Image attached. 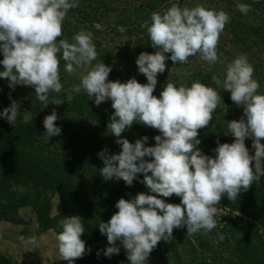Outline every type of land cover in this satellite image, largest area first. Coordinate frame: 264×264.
<instances>
[{"label": "clouds", "instance_id": "9594fccd", "mask_svg": "<svg viewBox=\"0 0 264 264\" xmlns=\"http://www.w3.org/2000/svg\"><path fill=\"white\" fill-rule=\"evenodd\" d=\"M77 6L76 0H0V65L4 69L0 78L7 79L13 90L16 85L34 88L36 99L47 105L49 93H59L63 87L59 53L66 62V72L88 69L75 91L82 87L95 98L97 106L111 100L114 113L107 128L119 138L116 143L121 146L118 154H109L107 148L97 154L104 165L100 175L104 180H123L131 186L137 174H143L141 183L155 194L141 192L116 202L118 211L98 227L108 242L103 255L111 258L118 254L119 241L130 264H147L158 243L172 239L173 229L187 226L189 234L201 229L211 231L217 225L214 217L222 198L235 200L241 189L247 191L264 176V94H258L260 85L253 79L254 69L244 55L228 64L223 82L212 77L217 86L230 92V99L238 107H243L244 114L239 120L227 122L234 141H217L215 157L205 155L197 147L198 130L212 120V113L222 103L220 94L198 81L190 87H178L169 81L159 98L153 92L157 75L165 71L169 59L165 54H171L174 64L186 63L197 54L209 64L218 61L219 36L230 21L229 14L202 4L192 8L172 4L163 14L153 13L147 31L152 48L157 50L141 52L135 61L139 73L147 79L141 84L135 78L123 83L109 81V66L101 61L92 65L97 52L90 32L80 31L73 38L75 43L64 39L57 43L67 12ZM237 7L245 15L250 11L246 4ZM51 103L64 102L53 99ZM17 109L13 101L0 117L13 125L19 115ZM57 119L55 110L43 119L47 141L61 133ZM137 121L160 132L153 138L154 146H145L146 136L134 143L120 138ZM246 138L252 140L254 155L245 146ZM173 195L180 198L179 204L158 198ZM62 229L57 237L60 257L72 264L85 252V242L80 239L85 231L82 219L65 217ZM29 242L36 243V238Z\"/></svg>", "mask_w": 264, "mask_h": 264}, {"label": "trees", "instance_id": "16d2710c", "mask_svg": "<svg viewBox=\"0 0 264 264\" xmlns=\"http://www.w3.org/2000/svg\"><path fill=\"white\" fill-rule=\"evenodd\" d=\"M168 1L156 0L149 3L148 0L144 6L145 12L148 14L158 7L162 11ZM248 3L251 8H262L264 12V0H250ZM135 14L142 16L138 9L133 15ZM253 31L255 34L261 33L254 28ZM259 37L264 42V32ZM2 59L3 55L0 53V60ZM193 73L196 74L194 80L189 78L192 82L206 84L204 80V77H207L206 73L202 75L199 70ZM59 75L62 90L51 95L49 104H43L42 107L33 102L31 93L27 94L28 96L23 94L30 112L28 120L17 117L15 123L11 125L0 117V220L21 223L18 208L30 207L41 226L61 233L65 217L79 216L85 230L80 236L85 242V252L80 258L74 259L72 264H130L127 253L119 241H117L119 253L111 256L113 260H107L108 257L103 255V249L106 248L104 241H107V237L100 233L98 227L101 222H107L118 211L115 204L120 198L131 199L141 192L153 193L141 183L143 174H137L131 186L126 185L123 180L118 182L115 179H103L99 169L104 165L97 154L104 148L108 149L109 154H118L121 151V146L116 143L119 138L112 135L111 130L107 128L114 109L97 111L92 103L93 97L90 98L82 87L77 92L64 83L61 65ZM73 78L72 76L71 79ZM172 80L177 82L176 78ZM19 87L21 85H16V90H19ZM22 87L35 92L30 86ZM215 90L217 91V86ZM53 99H60L64 103L55 105L51 103ZM7 107V98L0 86V112ZM53 110L56 111L58 119L55 123L61 129V133L47 141L43 137L45 132L43 119ZM71 119L74 121L71 122ZM87 120L93 121L95 125L87 128L85 125ZM226 122L227 118L219 104L212 113L209 124L198 130L197 138L200 144L197 147L203 154L215 157L217 141L229 144L234 141ZM99 126L105 127L106 130ZM126 130L143 132L142 124L138 121ZM124 132L120 138L127 139ZM157 135H160V132L153 129L151 136L154 138ZM261 143L263 144L262 141ZM245 146L249 149V154L254 155L250 138H246ZM144 159L150 161L152 158ZM79 174L84 179L82 183L77 181ZM55 194L59 195L61 212L51 215V200ZM158 198L164 199L166 203H180V198L175 195ZM220 204L230 206L233 211L239 210L246 219L237 214L232 215L231 219V216H227L228 221H222L223 223L212 229L219 237L216 251L212 248L210 238L201 235L197 239V248L206 247L208 248L206 252H211L212 255H220L222 251L230 250L236 256L232 264H264V176L258 182L254 181L247 191L241 189L235 200L224 197ZM177 229L179 236L187 232V226ZM221 236L223 239H220ZM186 240L187 244L191 243L189 238L186 237ZM190 253L197 257V249L191 244ZM149 258L147 262H151ZM62 264L69 262L65 260Z\"/></svg>", "mask_w": 264, "mask_h": 264}, {"label": "rangeland", "instance_id": "374dc122", "mask_svg": "<svg viewBox=\"0 0 264 264\" xmlns=\"http://www.w3.org/2000/svg\"><path fill=\"white\" fill-rule=\"evenodd\" d=\"M148 0H76L77 7L69 9L62 23V35L57 38L64 39L69 43H75L73 39L80 31L90 32L92 42L95 45L97 59L92 61L94 66L101 61L111 68L108 76L109 81L127 82L130 78H135L141 84L147 83L146 77L139 73L135 63L141 52L153 53L157 49L151 46V40L147 31L151 24V16L153 13L163 14L172 4H178L180 7L192 8L198 4H202L208 8L223 10L230 16V21L225 25L224 30L219 36L217 45L218 61L215 64H209L202 60L200 55L190 56L186 63L174 64L170 59V53L165 54L169 57L165 61L166 68L163 73L157 75V85L153 92L159 98L163 87L173 78L177 82H173L176 86L184 85L190 87L193 83L195 73L198 70L207 77H204L205 85L216 88L212 77H218L223 82L226 74V68L235 58L244 55L254 69L253 79H255L260 87L258 94H264V42L259 37L264 32V12L262 8H251L247 0H169L161 11L160 8L153 9L148 14L145 12V2ZM156 0H149L154 3ZM163 4V5H165ZM239 4L250 6L247 15L241 13L238 9ZM160 5V4H158ZM138 9L142 14L141 17L133 15ZM159 10V11H158ZM138 12V11H137ZM146 15V17L144 16ZM128 20H127V19ZM253 28L257 32L255 34ZM2 54V53H1ZM61 61V67L64 71V83L68 88L74 90L81 83V78L86 74L87 68H77L75 72L68 73L65 71L66 62L62 58V52L58 54ZM75 67V66H74ZM0 65V71H3ZM74 77L73 80L71 77ZM191 78V80L189 79ZM197 78V77H196ZM203 78V77H202ZM122 79V80H121ZM8 80L0 78V86L7 98L9 106L13 101L17 102L19 119L28 120L30 112L27 108L24 95L31 93V99L34 103H38L43 107L34 96L35 92L27 90L22 86L16 90L8 87ZM217 92L221 96L222 103L220 107L228 121L239 120L243 117V107H238L231 99L230 92L224 91V88L217 86ZM24 94V95H23ZM28 94V95H27ZM55 92H50L48 100ZM93 105L99 112L113 110L111 100H106L100 105ZM50 103V102H49ZM48 103V104H49ZM74 120L71 119V122ZM226 124L228 125V123ZM87 128H92L95 123L86 121ZM81 127L80 124H77ZM106 130L105 127L99 126ZM143 132L135 130H126L124 135L128 140L135 142L141 137H148L145 146L155 145V140L151 136L153 128L142 125ZM264 144V140H261ZM78 183L83 182L81 174L78 175ZM121 182V180H117ZM218 212L214 217L217 224L228 221L227 216L240 215L246 219V216L239 210H232L230 206L219 204ZM61 212L59 195L55 194L51 200V215H57ZM18 214L22 218L21 223H12L0 220V264H62L65 260L61 259L58 248V234L52 228L41 226L37 220L36 214L30 207L18 208ZM219 227V226H218ZM178 229H173L172 240H161L158 245L150 253L147 264H232L235 262V254L230 252H221L220 255H212L206 252V247L198 249V236L210 238L212 248L216 251V243L219 237L214 231L199 230L196 233L178 235ZM246 231V230H245ZM36 238V243H30L31 238ZM186 237L190 239L191 245L197 249V254L190 253V244H187ZM107 239V238H106ZM105 247L108 242L104 241ZM107 243V244H106ZM172 243V245H171ZM223 246V245H221ZM199 257V259H198ZM107 260H113L107 258Z\"/></svg>", "mask_w": 264, "mask_h": 264}]
</instances>
